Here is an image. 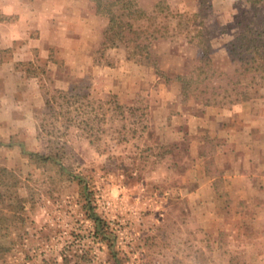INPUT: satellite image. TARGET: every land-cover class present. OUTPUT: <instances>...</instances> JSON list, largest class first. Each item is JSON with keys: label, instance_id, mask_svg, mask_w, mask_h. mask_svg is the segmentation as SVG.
Returning <instances> with one entry per match:
<instances>
[{"label": "rangeland", "instance_id": "1", "mask_svg": "<svg viewBox=\"0 0 264 264\" xmlns=\"http://www.w3.org/2000/svg\"><path fill=\"white\" fill-rule=\"evenodd\" d=\"M105 1L134 39L92 0H0V264H264V198L213 162L200 189L195 133L243 105L264 124V2Z\"/></svg>", "mask_w": 264, "mask_h": 264}, {"label": "crops", "instance_id": "2", "mask_svg": "<svg viewBox=\"0 0 264 264\" xmlns=\"http://www.w3.org/2000/svg\"><path fill=\"white\" fill-rule=\"evenodd\" d=\"M7 92L13 94L12 89ZM12 97L13 95H7L4 100L9 113L14 107ZM247 108L243 105L237 112L231 110L221 112L220 109H213L196 120L197 128L195 130L197 132L194 129L191 132L208 133L217 141V151L211 156L201 152L200 147L205 142L202 139L197 142L200 145L197 158L203 164L200 169L201 173H199V178H203L199 183L200 189L207 185L209 187L214 185L216 179L208 173V166L213 162L217 169L224 174L227 182L232 185L230 186V198L233 200L264 198V191H260L261 185H264V124H260L254 119L251 111L248 112ZM237 113L240 115L236 116ZM1 120L2 123L5 122V127H13L8 115L3 116ZM236 120L237 125H235ZM190 122L192 123L193 120ZM10 132L9 137L14 131ZM7 146L11 147L10 144ZM213 194L214 198H220L216 191Z\"/></svg>", "mask_w": 264, "mask_h": 264}, {"label": "trees", "instance_id": "3", "mask_svg": "<svg viewBox=\"0 0 264 264\" xmlns=\"http://www.w3.org/2000/svg\"><path fill=\"white\" fill-rule=\"evenodd\" d=\"M96 6H97V12L102 15V16H107L109 18L110 21V26L109 28L106 30L105 34L108 36V34L111 32L113 33V35L115 36V38L119 39L121 42H124L125 40H131L134 39V37L129 38L128 35H124L123 31L128 32L129 34H132L134 36H136V34H134L135 32H133V23L131 21H124L121 19V15H117L116 11H114L115 9V5L113 4H108L105 0H92ZM247 2L251 3L252 5H259L261 3L264 2V0H246ZM124 9H128L131 10L127 7H124ZM136 12V11H135ZM138 13V12H137ZM135 13L132 11H130V13H128L129 16H133ZM155 33H152L150 36L154 39H157V36L154 35ZM149 38V37H147ZM143 39L141 42H139V37L137 36L134 40V43L139 44V46L142 45L141 50V56L147 58H150V52L148 51V46L144 45L146 44V40L148 41V39ZM256 51V50H255ZM248 61V60H247ZM255 58L254 56L250 59V61H248L247 63H255ZM181 81H192V80H188L184 77L179 76L178 77ZM22 146V150L23 152H25L26 154H30L32 156H35L37 158H41V159H47L46 157H43L37 153H33L30 151H27V149L25 148L24 145ZM98 221V219H97Z\"/></svg>", "mask_w": 264, "mask_h": 264}]
</instances>
